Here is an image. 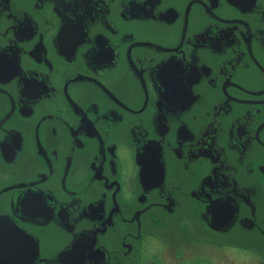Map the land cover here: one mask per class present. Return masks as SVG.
I'll list each match as a JSON object with an SVG mask.
<instances>
[{"label": "flooded vegetation", "instance_id": "1", "mask_svg": "<svg viewBox=\"0 0 264 264\" xmlns=\"http://www.w3.org/2000/svg\"><path fill=\"white\" fill-rule=\"evenodd\" d=\"M264 264V0H0V264Z\"/></svg>", "mask_w": 264, "mask_h": 264}, {"label": "rangeland", "instance_id": "2", "mask_svg": "<svg viewBox=\"0 0 264 264\" xmlns=\"http://www.w3.org/2000/svg\"><path fill=\"white\" fill-rule=\"evenodd\" d=\"M247 264V263H246Z\"/></svg>", "mask_w": 264, "mask_h": 264}]
</instances>
